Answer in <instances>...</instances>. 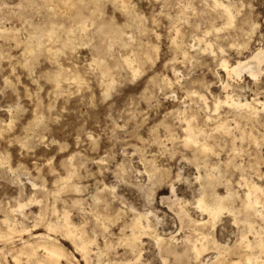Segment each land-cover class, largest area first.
Wrapping results in <instances>:
<instances>
[{
	"label": "rangeland",
	"instance_id": "rangeland-1",
	"mask_svg": "<svg viewBox=\"0 0 264 264\" xmlns=\"http://www.w3.org/2000/svg\"><path fill=\"white\" fill-rule=\"evenodd\" d=\"M219 1L232 5L235 19L231 27L221 13L213 11L212 0H159L166 6L163 9L165 18L157 26L158 31L141 35L139 21L135 16H131L127 24L118 28L124 35L126 44L121 42L110 44L111 37L98 31L103 21L94 7L95 0H74L75 7L70 19L49 16L39 0H25V2L24 0H0V31L5 28L11 30V33L7 35L0 34V53H3L2 56L5 57L3 61H0V76L4 74L5 65L10 66V58L14 57L16 62H19L25 48L31 52L35 32L37 36H41H39L42 40L41 44L44 45L43 50L39 49L40 47L38 51L36 50L37 55L43 51L44 57H48V50L51 49V59H55L57 51L63 50L71 45L70 43L77 45L87 42L98 49L105 46L111 47V52L108 53L112 59L110 66L115 67L119 64L123 69V71L110 73L108 76L104 72L93 73L84 80L83 74L78 71V65L82 62L86 50L79 49V54L74 59L69 53L63 62L64 69L71 68L72 71H65L58 83L46 82L40 85L44 88L40 101L41 124L31 129V134L36 140V149L33 153H25L23 156H20L17 149L16 163L11 164V161H8L12 170L0 167V231L5 230L2 221L9 219L13 223L16 220L28 228L33 235H50V238L52 237L62 245L69 257L73 256L78 264H85L86 262H83L80 253L75 251L71 241H68L66 237L64 239L61 233L49 231L46 227L48 223L55 222L56 217L66 210L70 212L74 223L80 224L86 221L88 236L95 241L90 244V249L100 255H92L90 261L88 260L89 264H101L104 261H132L137 254H141L144 264H162L152 234L143 235L141 243L135 249L129 247L130 235L138 214L148 213L153 222V229H156L160 236L168 238L180 231L179 221L165 200L171 197V185L176 189L177 197L188 203H193L203 191L207 203L212 204L213 197L224 196L228 189L230 192L233 190L231 193H234L235 204L238 205L243 195L242 189L237 185L240 178L260 185L264 192V110L257 106L258 114L251 115L245 111L237 112L222 104L216 112L214 111L215 102L224 101L225 93L221 86L226 82L230 86L228 92L234 99L264 101V77L260 75L258 79L253 80L243 74L240 79L227 78L219 67L221 58L227 60L229 64H234L238 60L249 57L257 49L263 48L264 34L257 28L254 35H249L248 21H255L257 25H261L264 21V0ZM155 4L156 0H152L151 6H149V0H139L138 6L143 5L149 9L147 13L142 10L141 15H150L153 9L159 13L161 9L156 8ZM168 17L171 19L169 20ZM86 19L91 24L88 27V36L79 34L77 37L70 36V26L77 28L81 25L80 22ZM92 24H95V27ZM52 28L56 31V36L48 37ZM110 28L105 31H110ZM144 31L147 32V29ZM157 35L160 37L159 40L155 39ZM202 38L205 41L201 43L202 45L195 41ZM205 43L210 45L212 53L206 50ZM18 44L23 46L18 48ZM233 44L236 47H232ZM220 49L224 50L223 55L220 54ZM130 56L135 60L134 62L151 61L152 67L157 69V74L167 77L169 81L179 80L180 84L175 85L168 92L169 96L175 92L176 98L165 100L163 105H157L150 112L144 109L134 110L126 105L120 99L122 93L119 91L115 96L106 98L105 92L110 88H118L122 76L128 74V70L121 61ZM51 59L41 60L40 66L47 63L51 67ZM20 79L22 87L28 89L29 84L24 83L27 78ZM113 80L117 82L115 85L112 83ZM204 82L207 84L206 88ZM181 85H183L182 88ZM199 96L205 97L207 108L200 102ZM16 99H19L25 108H30L33 114L35 113L36 105L27 95L21 98L19 88ZM11 106H13L12 94L6 92L3 84L0 83V126L7 123L6 116L11 119L6 112V109ZM138 112L143 113L139 119ZM24 115L29 119L32 118L28 112H24ZM184 117L195 120L192 121L193 125L205 132L207 142L211 146L214 145V148L212 147L214 151L203 157L182 146ZM161 122L176 132L179 137L178 142L175 144L169 142L166 149H161L160 144L165 141L163 137L157 136L156 139L160 143H150L147 147H142L141 141L147 140L152 128L157 127ZM224 122L233 129L232 136L235 137L236 151L232 150L229 137L222 131L216 130L217 126ZM45 136L47 140L41 145L39 140ZM90 136L95 138L94 148L88 139ZM249 138H251L250 141ZM117 149L121 157L127 152L129 165L126 183L122 184L114 183L115 170L110 165L101 167L98 163L106 153L113 154V160H115ZM133 153L136 155L134 156ZM173 157L177 158L173 159ZM196 159L212 165L214 170L211 171V168L204 165H200L198 169L195 164ZM174 172L182 177L176 183L170 179ZM199 175L203 180L197 179ZM212 176H214L213 179ZM208 180H211L210 183ZM225 182H228V185ZM113 186L116 187L114 194L101 191L102 188L110 189ZM77 188L80 189L79 192L75 190ZM148 191L151 192V199L146 196ZM32 198L35 201L27 206L22 214L10 213L18 203H28ZM97 199H102V204H97ZM105 201L110 204L109 208L105 207ZM187 210L192 218L207 220V216L198 212L194 206H187ZM97 213L103 218L101 219L104 220L103 222H97ZM111 217H116L119 222L112 223L111 226L104 223ZM263 224L264 221H257V230L261 228L264 231ZM216 227L215 239L221 244L226 242L232 246L237 229L231 221L225 219L218 222ZM185 228L181 231L182 237L190 234L187 225ZM247 233L246 230L244 234ZM21 238L23 241L32 243L29 234H23ZM19 239L15 237L13 244L0 240V249L3 248L2 252L0 251V264H26L23 257L17 263L12 260L14 253L16 255L19 253L21 246ZM249 239L252 240V235ZM213 252L215 250L211 247L208 257H213L215 255ZM170 260L169 263L172 262Z\"/></svg>",
	"mask_w": 264,
	"mask_h": 264
},
{
	"label": "bare ground",
	"instance_id": "bare-ground-1",
	"mask_svg": "<svg viewBox=\"0 0 264 264\" xmlns=\"http://www.w3.org/2000/svg\"><path fill=\"white\" fill-rule=\"evenodd\" d=\"M24 2H25V0H24ZM31 2H33V1H31ZM39 2H41V5H42L43 9L46 11V14L48 13L49 16H52V17H69V19H70V17L73 15L72 12L74 11V7H75L74 0H39ZM81 3H82V1H81ZM225 3H223V2H221L219 0H212V9H214L213 11H217V12L221 13L227 19L226 21H228L227 22L228 24H233L235 16H234V14L232 12V5L231 4H225ZM32 5H34V4H32ZM90 18H92V17H90ZM52 19H54V18H52ZM55 20H56V18H55ZM80 23H81V25L80 26L78 25L77 28H75L74 26H70L71 28L69 27L70 28V30H69V35L70 36L77 37L78 34L79 35H83L85 37L88 36V31L85 32L84 29H85V26H87V28H88L91 25V24H89L90 21L88 19H86V20H84L83 22H80ZM228 24H226V25H228ZM55 26H53V28ZM53 28H52V31L48 34V37L54 36L56 34V31L53 30ZM100 29H101V26L98 28L99 33H101V34L106 33V34H108L111 37V39H110L111 41H109L110 44H114L116 42L117 43L118 42L119 43L120 42L124 43V35L122 34V32L119 29L110 28L109 29L110 31H107V32L105 30H100ZM66 32H68V31L66 30ZM9 33H11V30H9V28L8 29L5 28L4 30L0 31V34H3V35L4 34L7 35ZM35 34H36V32H35ZM35 34L33 36L34 37L33 38L34 41L32 42L33 43L32 46H33V48H35L38 51V48L41 45V43H42L41 41L42 40L40 39L41 36L39 34L38 35L40 37L37 36V34L36 35ZM66 34L68 35V33H66ZM10 36H11V34H10ZM72 37H70V39ZM49 40H51V38ZM73 40H74V38H73ZM195 41H197L200 44L205 42L203 38L202 39H196ZM74 42H75V40H74ZM68 43H67V45H68ZM174 43L176 44V41H174ZM70 44L72 45V43H70ZM124 44H126V43H124ZM206 50H210V52L212 53V49H211L209 44H206ZM31 51H32V49H31ZM2 54L3 53H0V56H2ZM220 54L223 55L224 51L223 52L220 51ZM185 55H186V53L184 54V56ZM125 60H129L130 62H134L135 60L132 59V56L125 57V58L122 59L121 62L123 63V66L127 70H129L128 69V65L124 63ZM221 64H226L228 69H236V71H234V72L226 71L225 68L221 67ZM237 65H240V67L237 68ZM263 65H264V46H263V48H259L256 51H254L253 53H251V55L249 57H246L245 59H243L241 61L238 60L234 64H229L227 60L221 58L219 67L222 70V72L227 76V78L240 79L243 74H246L252 79H253V77H256V79H258L259 76L262 73V66ZM173 72H176V71H173ZM256 79H253V80H256ZM221 87H222V91L225 93V97H224V101L220 102L219 100H217L215 102V105H214V111L215 112L219 108V107H217V105L220 106L222 104L226 105L227 107H229L231 109H234L237 112L238 111H245L247 113H250L251 115H255V114L257 115L258 114L257 106L261 107L264 110V101L260 102L257 99H253L251 101L250 100L249 101H247V100H245V101L236 100V99L233 98V96H231L229 94L230 92H228V90H229L230 86H229V84L227 82L222 84ZM201 97H203V99H201ZM199 100H200V102H202V104L205 106V108H207V103H206L205 97L204 96H199ZM255 117H257V116H255ZM192 121H193L192 118H189V119L187 117L183 118V122L185 124V127L183 129L184 137L188 136L192 140V143H191L190 146L185 147L184 144H183L184 137H183L181 143H182V146L184 148L188 149V151H189V149L193 150L195 153H198L200 156L204 157L205 154H210L212 151H214V149H213L214 145L211 146L207 142V140H206V136L207 135H205V132L202 129H199L200 127L196 128L193 125V122L195 120L193 122ZM226 122L220 123L218 126L216 125L217 126L216 130H220V132L222 131L224 135L229 137L231 148H232V150L236 151L235 137L232 136L233 133H234L233 129ZM234 126H236V125H234ZM213 132H214V130H213ZM242 133H240V134H242ZM238 136L236 138H238ZM245 136H247V135L245 134ZM242 137H244V136L242 135ZM248 137H250V135ZM208 138L209 137H207V139ZM250 139L251 138H249V141H250ZM219 142H221V141H219ZM239 142L240 141H238V143ZM251 142H253V141H251ZM198 145H199V147H198ZM205 147L209 148L210 151L209 152H204V148ZM238 154L239 153H237V155ZM208 157H209V155H208ZM234 157H235V155H234ZM195 158H196V156H195ZM195 158L193 157V159H195ZM203 161H205V160H203ZM227 162L228 161H226V163ZM195 164H196V167L198 169H199L200 165H204V166H207V167L211 168V171L214 170V168L211 167L212 165L210 166V165H208L205 162H200V159H196L195 160ZM226 165H228V164H226ZM233 167H234V165H233ZM223 168H224V166H223ZM228 169H231V168H228ZM240 169H241V165H240ZM219 173H220V171H219ZM226 176H228V175L226 174ZM213 177L214 176H212V179H213ZM200 178H201V176L199 175L197 177V179H200ZM222 179H224V178H222ZM259 179H261V178H259ZM210 181H209V183H210ZM225 181H227V180H225ZM223 182L224 181H222V183ZM69 183H71V182H69ZM62 184H63V182H62ZM219 184L221 185V183H219ZM237 185L243 191L242 198L239 200V204L238 205L235 204L236 202H235L234 193L233 194L231 193L233 190L230 192L227 189V192L225 191L226 194H224V196H222V197H219V196L216 195L215 197H213L214 198V202L212 204L207 203V201L205 199V194L203 193V191H201V194L199 195V197L196 198V200L193 203H188V202L183 201L182 199H179L177 197L176 191L175 192L172 191V188H174V187H173V185H171V187H170L171 197L170 198L168 197L165 200L169 204L168 205L169 209L176 215V217H177V219L179 221L180 231H178L175 235H171L168 238H164V237L160 236L157 233L156 229H153L154 228V227H152V225H153L152 223L153 222L151 221V219L149 217L150 216L149 213L148 214H138V218L136 219V222L133 225V229H132V233H131L132 235H130L131 236V244L129 243L130 244L129 247L131 246V248L135 249V247L139 243H141V237H143V235H147L148 236V234L150 233L153 236L152 235H149V236H152L154 238V240H155L156 246L158 248L157 251H159V254H160V257H161L160 260H162V264H264V235H263L264 231L261 228H259V230H257V228H256L257 221H259V220L260 221H264V192H263V190H262L260 185L254 183L253 181H250L248 179L240 178L239 181L237 182ZM212 186H213V184H212ZM33 187H35V185H33ZM201 187H202V185H201ZM223 187L224 186H222V188ZM226 187H225V189H226ZM229 187H231V186H229ZM210 192H212V191H210ZM211 196H212V194H211ZM93 198H92V200H94ZM221 198H225V207L228 208V212L231 213V215L225 214V215L221 216L215 222V224L212 225L209 228V227H207V225L212 221L213 217H211L209 215L208 209H211L213 207V205L215 203H217ZM210 199H212V198H210ZM165 200H162V201H165ZM202 200H203V206L205 208L204 211H202L200 208L195 207V205L200 204ZM34 201H35V199L32 198V199H30L28 201V203H25V204L18 203L16 205L15 209H11L10 213H21L22 214L23 210L27 206L32 204ZM76 202H77V200H76ZM211 202L212 201H210V203ZM78 204H80V202ZM78 204L76 205V207L78 206ZM99 204H102V203H99ZM109 205L110 204H108V202L105 201V207L109 208ZM189 205L194 206V208L198 212H200L202 215H206L207 216V220L206 219L205 220H203V219L196 220V219L192 218V216L190 215L189 211L187 210V206H189ZM101 210H103V209H101ZM102 215H104V214H102ZM71 217L72 216L70 215V212L64 210V211H62V213H61V215L59 217H56V219H55L56 221L55 222L48 223V225L46 227H47V229L49 231H53L55 233H57V232L61 233V235L64 236L63 237L64 239L67 238L68 241H71V244H73L74 248L76 249V250L75 249L74 250L76 252L78 251V254L80 253V255L82 256V260H84L83 262H86L85 264H89L88 260L90 261V257L92 255L99 256L100 254L97 253V252L94 253L90 249V244H93L95 241L88 236V232H87L88 228H86V221H84V222L82 221L83 223L76 224V223L73 222V219H71ZM91 219L93 220V218H91ZM155 219H157V218H155ZM225 219H229L231 221L232 225L237 229L236 235H235L236 239H235L234 244L232 246H229L228 245L229 243L227 244L226 242H225V244L219 243L215 239V236H214L215 230L217 228L216 226L218 225V222H222ZM78 222H80V221H78ZM2 224L4 225L5 230L3 229L4 231H0V240L6 241V242L8 241L7 243H9V242L12 243V241L14 242L15 237H19L20 238L19 241H21V246H20V250L18 249L19 253L17 255L14 253L15 256H12V260L15 263H17L23 257L25 259V261H26V264H78L77 260L73 256L69 257L67 255V253H66L65 249L62 247V245L58 244L57 241L55 239H53L52 237L51 238L49 237L50 235L49 236H47V235H33L32 233H30V230L28 228H26L22 223H18L16 220H14L13 223H11L9 221V219H6V220L2 221ZM185 225H187V227L190 229V234L182 237L181 231L183 229H186ZM35 226H33V227H35ZM155 228H156V226H155ZM104 229L105 228H103V230ZM245 229L248 231L247 234H244L245 231H246ZM243 230H245V231H243ZM187 232H188V229H187ZM23 234H29L31 239H32V243L30 241H23V239L21 238V236ZM250 235H252V240L249 239ZM153 238H151V239H153ZM128 239L129 238H127V240ZM211 247H212L213 250H215V252H213V253H215V255L213 257L212 256L208 257ZM2 249H0V251ZM126 251H127V249H126ZM38 252H43V253L39 254ZM129 253H130V250H129ZM107 257H108V255H107ZM141 257H142L141 254H137V255H135V257H134V259L132 261H126V262H123V261L122 262L104 261L101 264H144L142 262V260H141ZM3 258L5 259V257H3ZM169 259H171L172 262L169 263Z\"/></svg>",
	"mask_w": 264,
	"mask_h": 264
},
{
	"label": "snow or ice",
	"instance_id": "snow-or-ice-1",
	"mask_svg": "<svg viewBox=\"0 0 264 264\" xmlns=\"http://www.w3.org/2000/svg\"><path fill=\"white\" fill-rule=\"evenodd\" d=\"M152 0H149V6H151ZM139 5V0H95V9L98 15L102 18V25L100 30H107L108 27L112 29H118L123 27L128 23L129 17L135 16L139 21L141 35H147L150 32L158 31V25L165 18L164 7L165 4L156 0L155 7L161 9L157 13L154 9L150 15L145 14L141 15L143 10L145 13L148 12V8H145L143 5ZM170 20L171 17H168ZM232 25L229 24V27ZM95 27V24H93ZM249 35H254L257 28L260 32L264 34V21L261 25H257L255 21H248ZM147 29V32L144 31ZM85 32L88 31L87 26H85ZM155 39L159 40L160 37L157 35ZM247 38H245L246 40ZM264 42V41H262ZM107 43V42H105ZM22 44H18L17 47H22ZM40 49L43 50L44 45L41 44ZM232 47H236L235 44ZM243 47V45H241ZM79 49L86 50V53L83 57L82 62L78 65V71L83 74L84 80H86L91 74L97 72H104L106 76L110 73L116 71H123L119 64H116L115 67H111L112 59L108 55L111 52V47L105 46L103 48L93 47L91 44L85 42L77 45H69L63 50L57 51V56L55 59H51V49H49L48 57H44L43 51L37 55L35 48L31 52L27 48L24 49L23 55L20 57L19 62H16V58H10V66L5 65L4 74L0 76V83L3 84V88L6 92L12 94V105L6 109V112L11 116V119H8L6 116L5 119L7 123L3 126H0V167L11 169V165L8 161H11V164L16 163V152L19 149L20 156H23L25 153H33L36 149V140L31 134V129L39 127L41 124L40 117V101L41 93L44 91V88L40 87L44 83H57L59 82L64 75L65 71H71V68L64 69L63 62L70 53L75 58L79 54ZM158 51V49H157ZM221 52L224 50L221 49ZM215 55V53H213ZM226 55V53H225ZM5 59L4 56H0V61ZM43 59H51V67L49 64L44 63L43 66H40V61ZM71 63V61H68ZM125 64L128 65V74L122 76L119 81V87L110 88L105 92V97L109 98L110 96H115L117 92H121L122 95L120 99L129 107H132L134 110L144 109L146 111H151L152 108L157 107V105H163L165 100L175 99L176 94L172 92L171 96L168 95L170 89L174 88L175 85L180 84V81L175 82L169 81L167 77H161L157 74V69L152 67L151 61H136L130 62L125 60ZM106 64L108 66H106ZM221 67L225 68L226 71L234 72L236 69H228L226 64H221ZM240 65H237L239 68ZM21 77H26L27 79L24 83L29 84L28 89H24L21 85ZM261 77H264V72L261 73ZM256 79V77H253ZM83 82V81H82ZM115 85L117 82L112 81ZM183 85H181V88ZM204 87H207L206 82H204ZM19 88V96L23 98L25 95L32 100V103L36 105V111L33 114L30 108H25V106L20 102L19 99H16L17 89ZM143 89V91H141ZM195 95L196 93H191ZM203 99V97H201ZM219 107V105H217ZM24 112H28L31 115V119L24 115ZM143 113L138 112V119L142 117ZM118 127V126H117ZM187 131V130H186ZM163 137L165 143H161V149H166L167 143L175 144L178 142L179 137L176 132L173 131L164 122H161L157 127H153L151 133L148 134L147 140L141 141L142 147H147L148 144L160 143L156 137ZM92 147H95V138L89 137ZM47 137L39 140L41 145L45 144ZM192 140L185 136L183 144L185 147L190 146ZM199 147V145H198ZM210 149L205 147L204 152H209ZM135 156L136 153H133ZM116 159L113 160V154L106 153L103 158H101L98 163L101 167L105 165H110L115 170V184L126 183L127 173L129 171V165L127 160V152L124 153V156H120L119 149L115 153ZM177 157H173L176 159ZM51 164V160H49ZM174 177V179H173ZM173 183H176L182 179L179 173L174 172L172 174ZM80 191L79 188L75 189ZM103 192H116V187L112 188H102ZM172 191L175 192L176 189L172 188ZM148 199H151V192H146ZM97 204L102 203L100 200L96 201ZM195 207L200 208L202 211L205 210L203 206V200L200 204L195 205ZM209 215L213 217L212 221L207 225L211 227L215 222L223 215L231 213L228 212V208L225 207V198H221L217 203L213 205L211 209H208ZM119 215V214H117ZM97 222L99 223L103 219L99 213L96 215ZM119 221L116 217H111L105 220V223L111 226L112 223H118ZM107 230V229H106Z\"/></svg>",
	"mask_w": 264,
	"mask_h": 264
}]
</instances>
